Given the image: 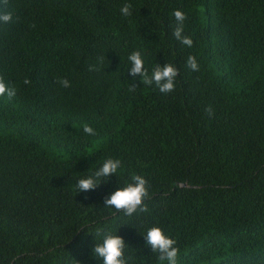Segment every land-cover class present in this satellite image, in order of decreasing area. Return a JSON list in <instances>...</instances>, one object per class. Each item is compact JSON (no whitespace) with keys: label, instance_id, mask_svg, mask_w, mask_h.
Segmentation results:
<instances>
[{"label":"trees","instance_id":"trees-1","mask_svg":"<svg viewBox=\"0 0 264 264\" xmlns=\"http://www.w3.org/2000/svg\"><path fill=\"white\" fill-rule=\"evenodd\" d=\"M175 10L191 48L172 35ZM3 11L14 23L0 25V75L18 93L0 98V264H102L97 228L124 239L129 264H160L143 237L152 226L178 241V264H264V0H11ZM134 51L149 74L173 64L175 91L128 74ZM109 156L118 176L78 193ZM132 172L151 198L129 218L104 200Z\"/></svg>","mask_w":264,"mask_h":264},{"label":"clouds","instance_id":"clouds-1","mask_svg":"<svg viewBox=\"0 0 264 264\" xmlns=\"http://www.w3.org/2000/svg\"><path fill=\"white\" fill-rule=\"evenodd\" d=\"M11 0H0V25H11L14 23V14L12 11H3L9 7ZM132 5L125 3L120 11L123 16L129 17L132 15ZM172 15L175 17V25L172 29L173 37L182 45L191 48L193 40L186 36L185 21L186 14L181 10H175ZM18 19V18H17ZM103 57L98 58V63H103ZM130 67L128 74L133 78L139 77L140 82L144 86H155L160 93L167 95L175 91L176 80L179 75V70L170 63L164 66L156 65L151 74L145 68V61L140 51H134L128 56ZM186 68L192 72L199 71V64L195 56H189L186 61ZM88 70L98 71L96 65H90ZM23 83L30 85L31 80L25 78ZM56 83L62 88H70L71 84L67 78H57ZM135 86H130V90L134 91ZM17 87L6 82L3 75H0V98L6 97L11 101L17 96ZM206 114L213 115L211 105L205 109ZM83 132L88 136H95L97 133L93 127L88 124L83 125ZM123 167V162L119 158L107 157L103 159L99 167L95 170H90L85 176H80L76 181L75 189L78 193H86L96 190L104 183L109 182L112 176H118ZM150 184L148 180L140 174L132 172L128 179L125 180L124 186L113 192L110 196L105 197L104 204L107 209H113L117 214H123L124 217H133L142 213H150V208L147 203L150 200ZM97 243L92 249L93 255L100 260L102 264H129L127 256V245L122 237L106 231L104 228H97L95 232ZM143 237L146 245L157 255L160 264H178L181 249L178 246V241L167 235L159 226H152L145 230Z\"/></svg>","mask_w":264,"mask_h":264}]
</instances>
